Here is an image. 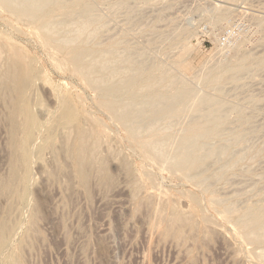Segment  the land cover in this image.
<instances>
[{
	"label": "rangeland",
	"instance_id": "1",
	"mask_svg": "<svg viewBox=\"0 0 264 264\" xmlns=\"http://www.w3.org/2000/svg\"><path fill=\"white\" fill-rule=\"evenodd\" d=\"M0 91V264H264V0H0Z\"/></svg>",
	"mask_w": 264,
	"mask_h": 264
},
{
	"label": "bare ground",
	"instance_id": "2",
	"mask_svg": "<svg viewBox=\"0 0 264 264\" xmlns=\"http://www.w3.org/2000/svg\"><path fill=\"white\" fill-rule=\"evenodd\" d=\"M247 42H248V41H247ZM247 42H246V43H247ZM248 43H249V42H248ZM245 47H246V46H245ZM188 50H189V49H188ZM182 54H183V52H182ZM184 54H185V53H184ZM178 57H179V56H178ZM180 60H181V59H180ZM236 65H237V64H236ZM179 67H180L181 69L185 70V71L188 70L187 64L184 63L183 61H180V62H179ZM234 67H235V66H234ZM237 67H238V66H236L235 69H236ZM233 70H234V69H233ZM237 70H238V69H237ZM231 71H232V70H231ZM238 71H240V70H238ZM2 73H3V72H2ZM2 73H1V74H2ZM4 75H5V74H4ZM228 75H229V74H228ZM27 76H28V75H27ZM230 76H231V75H230ZM6 78H7V77H6ZM21 79H22V78H21ZM147 80H148V79H147ZM21 88H22V86H21ZM22 91H23V90H22ZM0 92H1V91H0ZM32 93H33V92H32ZM5 95H6V94H5ZM11 99H12V98H11ZM16 102H17V101H16ZM30 102H31V101H30ZM9 106H10V105H9ZM3 107H4V106H3ZM9 109H10V108H9ZM41 109H42V108H41ZM4 113H5V112H4ZM47 121H48V120H47ZM15 124H16V123H15ZM84 124H85V122H84ZM82 128H83V127H82ZM90 128H91V127H90ZM86 130H87V129H86ZM94 131H95V130H94ZM3 133H4V132H3ZM68 133H69V132H68ZM83 133H84V132H83ZM91 133H92V132H91ZM69 134H70V133H69ZM84 134H85V133H84ZM95 134H96V133H95ZM3 135H4V134H3ZM82 137H83V134H82ZM84 137H86V134L84 135ZM88 137H89V135H88ZM7 138H8V137H7ZM97 138H98V137H97ZM79 139L81 140L80 135H79ZM79 139H78V141H79ZM94 139H95V138H94ZM103 139H104V138H103ZM82 140H83V139H82ZM99 140H100V139H99ZM2 141H3V140H2ZM61 141H62V140H61ZM65 141H66V140H65ZM97 142H98V141H97ZM103 142H104V141H103ZM68 143H69V142H68ZM81 143H82V141H81ZM60 144H61V143H60ZM94 144H95V143H94ZM94 144H93V145H94ZM66 145H67V144H66ZM66 145H65V146H66ZM79 145H80V143H79ZM83 145H84V144H83ZM95 146H96V145H95ZM80 149H84V148H81V146H80L79 151H81ZM94 149H95V148H94ZM96 149H97V148H96ZM90 150H91V152H92V148H91ZM90 150H89V151H90ZM76 151H77V150H76ZM87 151H88V150H86V152H87ZM89 151H88V153H89ZM79 153H85V151L82 150V151L79 152ZM60 154H61V153H60ZM71 154H72V153H71ZM85 154H86V153H85ZM92 154H93V153H92ZM88 155H90V153H89ZM84 156H85V155H83V157H84ZM92 156H93V155H92ZM94 156H95V155H94ZM94 156H93V157H94ZM79 157H80V154L78 155V157L76 156V158H78V159H79ZM81 157H82V155H81ZM81 157H80V158H81ZM83 157H82V158H83ZM85 157H86V156H85ZM87 157H88V156H87ZM90 157H91V156H90ZM49 158H50V157H49ZM88 158H89V157H88ZM95 158H96V157H95ZM78 159H76V161H77ZM89 159H90V158H89ZM89 159H88V162H89ZM81 160H82V159H79V162H80ZM90 160H92V159H90ZM76 161H75V162H76ZM83 161H84V159H83ZM92 161H94V158H93ZM77 162H78V161H77ZM90 162H91V161H90ZM44 163H45V162H44ZM47 163H48V162H47ZM97 163H98V162H97ZM31 164H32V163H31ZM76 164H77V166H78V163H76ZM76 164H75V166H76ZM80 164H81V166H82L83 163H79V168L82 169V168L80 167ZM66 165H67V164H66ZM90 165H91V163H90ZM86 166H87V164H86ZM31 167H32V166H31ZM91 167H92V165H91ZM76 168H78V167H76ZM79 168H78V169H79ZM80 169H79V170H80ZM79 170H78V171H79ZM90 170H91V169H90ZM80 171H81V170H80ZM7 172H8V171H7ZM87 172H88V171H87ZM81 173H83V172L81 171L80 173H78L79 176H80ZM84 173H85V172H84ZM81 175H82V174H81ZM84 175H85V174H84ZM80 177H81V176H80ZM84 177H86V176H83V178H84ZM5 178H6V177H5ZM1 199H2V198H1ZM7 199H8V198H7ZM27 211H28V210H27ZM164 213H165V212H164ZM25 214H26V213H25ZM156 215H158V214H156ZM162 215H163V214H162ZM159 216H160V215H159ZM175 216H176V215H175ZM162 217H163V216H162ZM191 217H192V216H191ZM174 218H175V217H174ZM174 218H173V219H174ZM188 219H189V218H188ZM168 220H169V219H168ZM190 220H191V219H190ZM203 220H204V219H203ZM161 221H162V220H161ZM175 221H177V219H176ZM178 221H179V220H178ZM188 221H189V220H188ZM162 222H163V221H162ZM169 222H170V221H169ZM179 222H180V221H179ZM179 222H178V223H179ZM159 223H161V222H159ZM176 223H177V222H176ZM165 224H167V221H166ZM165 224H164V225H165ZM161 225H162V224H161ZM161 225H160V226H161ZM169 225H170V224H169ZM165 226L167 227V225H165ZM176 226H177V224H176ZM181 226H182V225H181ZM183 226H184V225H183ZM168 227H169V228H168ZM168 227H167V230H168V229L170 230V226H168ZM182 228H183V227H182ZM164 229H166V228H164ZM175 229H176V228H175ZM180 229H181V228H180ZM17 232H18V231H17ZM168 232H169V231H168ZM174 233H175V232H174ZM171 234H172V233H171ZM15 257H16V256H15ZM15 264H16V263H15Z\"/></svg>",
	"mask_w": 264,
	"mask_h": 264
}]
</instances>
